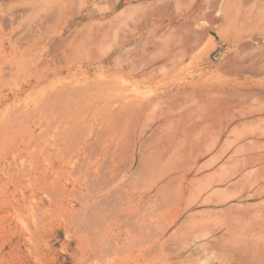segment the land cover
Instances as JSON below:
<instances>
[{"label":"rangeland","instance_id":"rangeland-1","mask_svg":"<svg viewBox=\"0 0 264 264\" xmlns=\"http://www.w3.org/2000/svg\"><path fill=\"white\" fill-rule=\"evenodd\" d=\"M157 1L53 0L48 11L60 7L63 23L43 33L37 58L58 41L77 47L98 32L97 49L92 39L84 49L89 58L57 71L12 75L0 55V264H108L111 257L94 256L100 233L107 229L112 242L122 243L125 229L140 228L138 209L147 214L151 249L147 260L134 264H264V215L254 213L264 205V189L256 191L264 180L239 185L243 175L253 179L258 166L231 167L232 158H240L233 154L238 144L213 161L207 146L197 152L195 133L169 131L170 117L191 112L200 91L237 80L264 89V0H186L188 9L170 5L162 15H147ZM186 22L199 29V40L173 64L162 40ZM0 34L1 54L12 55L32 30L0 14ZM242 120L235 119L226 134ZM59 152L62 162L55 159ZM112 153L127 161L120 162L127 170L117 167L116 186L97 191V182L84 178L86 167L97 174ZM89 155L91 164L82 163ZM229 166L238 172L231 174ZM219 172L227 176L215 181ZM87 183L96 189L89 193ZM123 214L132 218L127 222ZM131 233L133 241L138 233Z\"/></svg>","mask_w":264,"mask_h":264},{"label":"bare ground","instance_id":"bare-ground-1","mask_svg":"<svg viewBox=\"0 0 264 264\" xmlns=\"http://www.w3.org/2000/svg\"><path fill=\"white\" fill-rule=\"evenodd\" d=\"M51 1H53V0H0V14L7 15L9 18L14 20L17 23L18 28H20L22 30H26V29L32 30L31 38L30 39L28 38L26 40V45L24 48H16L12 55H3V54H1L2 52H0V55H2L3 58H5V59H3V66H5V68L9 72V74L13 75L16 73L28 72L29 74L34 75L37 73L39 74L41 72H44L46 70L47 71H57V69L60 66H62L63 64H67L70 67H72L75 64V61L77 59L87 60L89 58L88 56H90V53L87 54L86 50H84V49L89 46L91 39H92L91 44L92 45L94 44L93 48H95V46H96V49H97V47H98L97 43L99 42V40L97 38L98 32H97L96 36H93V35H95V34H93L92 35L93 37L89 33L88 35L90 36V38L87 35V37L89 39L86 37L85 38L86 40H84V38H83V40L81 39V41H78V44L75 45L77 47H74L73 45H70V46L68 45L69 48L66 49L69 41L67 42V44H66L67 39H64L63 41L61 40L62 42L58 41L55 43V44L58 43L56 46H54V47L50 46L52 49L48 51L46 56H43L40 60H39V57L37 58L36 49H38L40 47L38 40L41 39V37L43 36V33L47 32V31L53 29L54 27H56L57 25L63 23V19H62L63 12L59 6H58L59 9L57 8V11L55 10L56 9V7H55L53 14H51L52 12L49 13L48 10L50 9V2ZM184 2L189 3V1H186V0H173V1H171V0H159V1H157L158 5L154 9L150 10L147 15H151V16L155 15V14L162 15L163 11L165 10L166 7H169L170 5H174L176 7L181 8V4H183ZM188 3H186V4L189 6ZM186 4H183L184 9H188V7H186L187 6ZM17 7L22 8L21 10L23 12H21V13L17 12ZM95 28H97V27H94L92 30L95 31ZM198 30L199 29H194L193 25L190 22H186L185 24H183V26H180L176 30H174L172 35H170V36L166 37L164 40H162V45L165 47L167 57H169L170 59H173V64H180L183 61V58L187 54H189V52H191L193 50L196 43L198 42L197 39L199 37V32H200V31L197 32ZM96 31H98V30L96 29ZM0 36H1V34H0ZM17 39L18 38H15V39L11 38V41L13 43H17ZM71 39H68V40H71ZM59 42H61V43H59ZM70 42H72V40ZM91 44H90V46H91ZM91 47H89V48L91 49ZM90 49H88V50H90ZM96 49H94V50H96ZM89 52H91V51H89ZM92 54H94V51L91 52V55ZM37 60H38V62H37ZM255 68H256V66H255ZM39 76L40 75H38V77ZM237 81L232 85H230L231 82H230V84H228V82H226L225 84H223L221 86L211 87V88H208L207 91H200L199 93H196L197 98L194 97L195 95L193 96V98H195V103H197L194 105L196 108L194 107V109L192 110L194 112H192V111L189 112L187 110V109L191 108L189 106V108L186 109L187 111L181 112L180 116L177 119L170 117V121H171L173 127H170L169 131H177L179 133L181 132L180 133L181 135H182V132H183V134L184 133H186V134L195 133L197 135V138H196L197 141L196 140L195 141L198 143V145H197L198 151L197 152L200 151L199 149H202L200 151V154H201V152L203 151V147H204L205 151H206V148L208 147L207 150L209 149L213 154L212 155L213 161H217L220 158H222L228 152V150L230 149V147L233 144H238V146L236 148H234L233 154L240 155V158L238 157V159H235L233 157L232 160L230 159L232 161V162H230V163H232L231 167L234 166L233 163L238 164L236 166H239L240 168L241 167L246 168L247 166H250L252 164L258 166L257 169L254 171V173H256L255 176H252L253 179H251V178L248 179L249 175H251V174H249V175L246 174L245 176L243 175L242 176L243 178H241V180L239 179V181H243V183H239V185L241 184L240 187L245 188L247 182H248V184H247L248 187L249 186L253 187L255 184L257 185L261 181L260 179L264 180V139H263V141H261L259 139L261 136L262 137L264 136V89H259L255 86H247L245 83V82H247L246 80H245V82H240V81L237 82ZM145 100L148 104H150L154 101V99H152V98H146ZM157 101H159V100L157 99ZM255 115H260V116L255 117ZM188 116H190V118H191V123H189L187 121ZM193 117H194V119H192ZM195 117H197V119ZM238 118L239 119L243 118L244 120L237 123L236 126L230 130V133L226 134V132L229 130L228 128H230L229 125L235 119H238ZM132 120H130V121L132 122ZM192 120H194V121H192ZM247 137H253V139L249 140L248 142L246 140H245L246 142H242ZM110 151H112V150H110ZM67 152L65 151L66 155L69 156V154ZM60 153L61 152L57 153L58 157L60 156ZM34 154H35V152H34ZM37 154H38V152H37ZM37 154H35V156L32 158L35 159L36 156H38ZM118 154H116V153L107 154L105 156L104 160L102 161V163L99 165V168L97 167L99 169V170L97 169L98 170L97 174H93L91 172V170L89 169V166L86 167V173H85L86 175L83 174L85 176L84 178H86L88 176L89 178H87V179H90L92 182H97V191L98 190H105V189L110 190L115 185V180H116L117 174H118L117 167L122 169V167H123L122 163L123 164L127 163V161H125L126 163L122 162L123 160L120 159V156ZM233 154L231 153L230 155H233ZM46 155H44L45 158H47ZM61 155H62V153H61ZM63 156H64V154H63ZM84 156H86L85 158H87L88 155L85 154ZM90 156L91 155H89V157H88L89 160L87 159L88 162L84 161L85 158L83 157L84 158L83 161L81 160L82 163H85V164L87 163V165H88V163L90 162L89 164H91L92 158H90ZM124 156L125 155H123V157ZM58 157H55V159L57 158L58 161L62 162V160H63L62 156L59 158ZM47 159H49V158H47ZM55 159H53V160L55 161ZM59 159H61V160H59ZM124 159L126 160V158H124ZM68 160H69V158H68ZM227 160L229 161V159H227ZM36 161H35V163H36ZM120 162H122V163H120ZM129 163H131V162H129ZM230 163H228V165H231ZM58 164H60V166L62 165V163H60V162H58ZM32 165H34V164L32 163L31 166ZM83 165L81 164L82 169H84L83 167L86 166V165H84V166ZM228 165L226 166L225 169L223 168L224 170L222 169L224 172L226 171V169H228L227 168ZM128 166H130V165H128ZM231 167H230V169H231ZM240 168H239V170H240ZM76 169H75V171L77 173ZM125 169L126 168H124L122 170H125ZM236 169L238 170V168H236ZM236 169H235V171H233V169H231V174L238 172V171H236ZM27 173H28V171H27ZM43 173H44V171H43ZM72 173H74V172H72ZM132 173H133V171H132ZM221 173L222 172H219V174H217L218 176H216V177L214 176L212 178L216 181V178H218L219 175L223 176V177L227 176V174H226V176H224V175H221ZM225 173H223V174H225ZM227 173H228V171H227ZM134 174L135 173H133L132 175H134ZM230 175H228V177H230ZM135 176H137V175L135 174ZM130 177H131V175H130ZM133 178L134 177L129 178V179L132 180ZM138 178H141V177H139V175H138L137 179ZM81 180H83V179H81ZM133 180H136V179H133ZM140 180H143V179H139V181ZM223 180H225V179L223 178ZM244 180H246V181H244ZM129 182L130 181H128V183ZM140 182H142V181H140ZM143 182H145V180ZM143 182H142V184H143ZM91 183H87L88 184L87 186L90 189V190H88V192L89 191L91 192V189L93 187L95 188V186H96V185L95 186L92 185V188H90ZM126 183H127V181H126ZM133 184H131V185H133ZM236 184L238 185V182L235 183V185ZM120 185H122V184H120ZM131 185H129V186H131ZM125 186L127 188V185H124V187ZM129 186H128L129 190L135 189V187L132 188L133 186H131V187H129ZM134 186H136V185H134ZM118 187H120V186H118ZM143 187L145 188L146 186L143 185L142 189H144ZM263 189H264V182H262V184L259 185V187L257 188L256 191H258V193H259V191H261ZM118 190H119V188H118ZM93 191L94 190H92V193H91L92 195H93ZM116 191L117 190H115L113 192V194ZM120 191H121V188H120ZM89 193H87V194H89ZM116 193H118V191ZM121 193L122 192H120V195H121ZM91 196L87 195L88 198L89 197L91 198ZM110 196L111 195H108L107 197H110ZM107 197L105 196V198H107ZM115 197H117V196L114 195V197H112V198L117 199ZM105 198H104V201H106ZM130 198H132V197H130ZM83 199H85V198L83 197ZM119 199H121V198H119ZM111 200L109 199V202L112 203ZM114 201L116 202L117 200H114ZM106 202H108V201H106ZM101 203L103 204L102 201H101ZM98 205H99V203H98ZM108 206L109 205H107V203H106V207H108ZM133 206H135V205H133ZM95 207L97 209H99V207H97V206H95ZM95 207H94V209H96ZM125 207H127V206H125ZM52 209H50V210H52ZM100 209H102V208H100ZM113 210H110L111 212L110 211L109 212L115 213V211L112 212ZM138 210H139V213L141 214L140 215L141 225H140V228L138 229V231L135 233L133 232L134 231L133 228L136 229L135 228L136 225L135 226L133 225L134 227L132 226V228H131L133 230L132 233L129 232V231H131L130 226H129V229H125L124 234L126 235V237H124L123 242L120 244L116 243L117 241L112 242V240L109 239V238H111V237H109V234H110L109 230L106 229V230L102 231L100 233L101 238L99 239V243H98L99 248L96 250L95 255H94V256H99V255L100 256L98 258L94 257V259L97 258L98 260L99 259L101 260V258H102V260H103L104 256L106 258H107V256L111 257V258H109L108 264H134V262L137 259L147 260L148 256L150 255L149 249H151L150 248L151 247L150 246L151 234L149 231L150 229L148 228L150 226H148V223H147L148 221H147V216H146L147 214L145 212V209H143V210L138 209ZM138 210L136 212H138ZM100 212L101 211H99L98 213H100ZM255 212H259L260 214L264 215V205H262V207L258 208L256 211H254V213ZM79 213H81V212H79ZM242 213H240L242 216L243 215L246 216V214H244V212H242ZM93 214L95 216L96 213H93ZM93 214H92V216H93ZM131 215H132V217L134 216V214H132V213H131ZM131 215L126 214V216H128V218ZM126 216H124V214H123V217H125V219L127 218ZM88 218H89V216H88ZM131 218H129V219H131ZM84 221H86V220H84ZM126 221L128 222V219H126ZM87 223H89V222H87ZM124 223H126V222H124ZM96 228H97V226H96ZM121 229L122 228H120L119 231H121ZM91 230L92 229H89V232L87 233V235L93 231V230L92 231ZM130 233L131 234H137L138 233L137 234L138 236L136 238H134L133 241L132 240L130 241V239L128 237V235ZM91 234H93V232ZM114 237H115V235H114ZM120 237H118V238H120ZM101 239H103V241H104L103 244H101ZM88 240H90V238ZM114 240H116V239H114ZM97 259H95V260H97Z\"/></svg>","mask_w":264,"mask_h":264}]
</instances>
